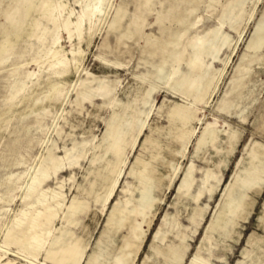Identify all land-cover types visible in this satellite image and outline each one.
Instances as JSON below:
<instances>
[{"label":"rangeland","instance_id":"obj_1","mask_svg":"<svg viewBox=\"0 0 264 264\" xmlns=\"http://www.w3.org/2000/svg\"><path fill=\"white\" fill-rule=\"evenodd\" d=\"M88 1L0 0V261L264 264V180L231 187L264 167V0H105L68 39V11ZM190 101L199 121L181 153L164 131L172 103ZM118 117L120 154L101 146ZM207 123L225 132L193 156ZM144 163L149 210L135 202L147 185L131 192ZM204 184L211 197L194 200Z\"/></svg>","mask_w":264,"mask_h":264},{"label":"crops","instance_id":"obj_2","mask_svg":"<svg viewBox=\"0 0 264 264\" xmlns=\"http://www.w3.org/2000/svg\"><path fill=\"white\" fill-rule=\"evenodd\" d=\"M197 114L198 111L193 109L192 106L187 105H180L178 103H172V105L169 107L168 110V116L167 119L169 121V129H167L165 132L166 135L168 134H176L178 139L181 141L182 144V150L181 153H183L190 141V137L193 134V128H194V123L197 122ZM145 117H140L138 118V120L136 121V127H135V134L133 136V141H132V146L134 147L138 137H140L142 131L145 129V127H147L148 125H146L144 128H141V124L144 121ZM122 118L118 117L117 121L115 123H108V132H107V139H108V143H102L101 146H103L104 150H106L107 152L110 153H116V154H120L123 150L124 147V142L121 140L122 138H117L116 134H117V129H118V124L119 122H121ZM151 130H153L155 127L153 125H150L149 127ZM159 131V129H158ZM126 135V132H123V136ZM197 143V142H196ZM213 144V143H212ZM210 144V145H212ZM215 145V143L213 144ZM196 144H195V148H194V154L193 156H198V154H196ZM256 158V157H255ZM254 159V158H252ZM212 163H209V165ZM192 169H193V164L191 163L187 169L184 171L183 174V179H182V184L185 183L186 181H188L191 176H192ZM264 167L261 165H258V169L257 171L253 172L251 175V178H244V181L242 183H237L236 186H231L232 189H240L242 191L243 188H249L255 185H259L261 181L264 180V178H261L259 176V173L264 171L263 170ZM249 169H244L242 170V173L245 174L248 172ZM132 174L135 176L136 178V184L133 187V190H131V192H133L136 188H139L138 185L145 183L147 185V187H143L140 189V194H149V191L151 190V188L153 187V181L155 179L154 175L151 174V172L148 169V163H144L143 165H139L136 166V171L132 172ZM175 177V171L173 169V172L171 175L168 176V180L169 183L171 184V182L173 181ZM207 179V178H206ZM207 184V180H205ZM203 185L206 187L205 190H199L196 195L192 196L195 197L197 195H199V198L201 197V195H203L204 193H208V197H211L212 195V189L210 190V188L207 187V185ZM143 191V192H142ZM232 191H228V196L230 197V199L227 201V205L222 207V213H225L227 210H229L228 204L232 202ZM239 197L243 198L244 197V193L243 192H239ZM141 196V195H140ZM135 202L137 203V205L139 206L138 208L140 210H149L154 203V198L151 202H145L143 200H141L140 198L138 200H135ZM219 217V216H218ZM216 223H218V218L216 219ZM216 223L214 221H212L209 225V227H214L216 225ZM206 237V236H204ZM179 263V262H177ZM195 264V263H192Z\"/></svg>","mask_w":264,"mask_h":264},{"label":"bare ground","instance_id":"obj_3","mask_svg":"<svg viewBox=\"0 0 264 264\" xmlns=\"http://www.w3.org/2000/svg\"><path fill=\"white\" fill-rule=\"evenodd\" d=\"M104 1L105 0H89L88 2H86L82 6L81 14L78 17H76L75 19L71 18L72 11L71 10L68 11V14H67V16L65 17V19L63 21V29L65 30L68 39L71 38L73 35H76L77 37H80V36L82 37L84 35V26H85V24L89 23V28H90L92 21L97 20L99 17H101L103 15L102 13H103ZM59 7L63 10L64 9V4L62 2H60L59 3ZM57 54H58V51H55L54 58L56 60H55V62L50 64V67H54V66L62 63V60L59 59V57H57ZM61 65H63V64H61ZM56 68H57V66H56ZM56 72H58V71H56ZM183 98L187 99V97H183ZM194 104L195 103L193 101L192 102L190 101L188 105L189 106H194ZM145 118H144V121L141 124V128H144L147 125L146 121H145L146 120ZM198 121H199V118L197 117V122ZM193 132H194V128H193ZM222 132H225V131L221 130V129H216L214 123H207L206 126L204 127L203 131L201 132V135L199 136V138L197 140L196 149H195L196 154H198V151L202 147H204V146H206L208 144H212L213 141H214L213 139L217 135H221ZM226 133H229V132H226ZM229 135H231V133H229ZM251 157L255 159L256 155L252 152ZM210 165H212V164H210ZM174 171H175V169H174ZM121 172L118 171V173L116 175H115V173L112 174L113 176L110 177L108 185L106 184L107 187L105 189V197L103 199L102 208L105 206V203L107 201H109L108 199H110V197H111V195L113 193V190L115 188V185H116V183H117V181L119 179V175H120ZM240 172H242V170ZM233 177H235V183H239V182L242 183L244 181V178L239 173L238 174H234ZM33 181H34V179H33ZM33 181H32V184L30 185L31 187H32V185L34 183ZM140 195H141L140 199L145 201V202L149 203V202H151L153 200V198L150 196V194H148V195L140 194ZM193 199L197 201L199 199V195L193 197ZM23 214L25 215L26 213L24 212ZM17 220H20V218H17ZM197 260H199V258L197 257V255H195L193 257V259H192V263H196ZM0 264H12V262H10V261L3 262L1 260Z\"/></svg>","mask_w":264,"mask_h":264}]
</instances>
